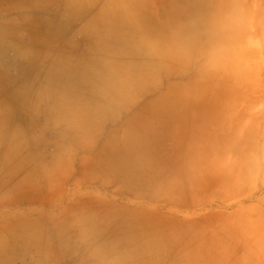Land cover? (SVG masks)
I'll use <instances>...</instances> for the list:
<instances>
[{
    "label": "crops",
    "instance_id": "obj_1",
    "mask_svg": "<svg viewBox=\"0 0 264 264\" xmlns=\"http://www.w3.org/2000/svg\"><path fill=\"white\" fill-rule=\"evenodd\" d=\"M148 2L69 5L66 19L36 38L43 60L37 119L52 171L69 174L75 190L120 194L74 198L94 211L60 213L67 223L59 229L115 254L94 264H218L185 259L217 252L216 214L167 206L197 204L204 165L218 172L219 102L201 99L197 79L189 89L167 10Z\"/></svg>",
    "mask_w": 264,
    "mask_h": 264
},
{
    "label": "rangeland",
    "instance_id": "obj_2",
    "mask_svg": "<svg viewBox=\"0 0 264 264\" xmlns=\"http://www.w3.org/2000/svg\"><path fill=\"white\" fill-rule=\"evenodd\" d=\"M93 1L0 0V264H94L115 259L114 253L101 252V248H104L102 244L87 242L73 232L59 229V225L67 223L61 220L63 217H59L60 213L69 218L76 212L94 211L93 206L89 204H72L74 198H82L94 193L104 197H116L120 194L116 193V190L112 191L113 194L109 193L110 190H102L103 193L97 190L93 194H90L92 191L89 189L75 190L69 186L67 180L69 174L52 171L51 158H46L45 153L50 148V143L42 137L45 136V131L41 122L39 126L36 108V87L38 83L41 84L43 76V60L41 55L40 57L38 55L42 52V46L41 42L37 43L36 38L42 36L43 27L51 21L66 19L65 10L69 5H83ZM148 1L165 6L167 10L166 15L171 21L173 38L181 42V57L187 65L189 89L195 88L197 79L201 99L217 101L220 107L219 135L222 141L219 140L218 172L214 171L211 174L207 172V164L204 165V187L193 193L198 201L197 204H183L178 206L179 209L167 206L172 211L190 212L198 216L216 214L214 218L218 221H214V224L218 229L215 230L214 236H218L217 252L200 255L188 253L185 259L218 261V264H252L251 262L258 258L253 264H264V256L261 254L264 251L261 252L260 246L254 240V237L259 236V232L258 235L252 233L251 237L249 233L251 231H247V227L242 228L245 226V217L242 218L241 213L238 214L245 209L253 210L255 205L258 207V203L262 202L264 150L261 148L258 154L261 158L260 165L258 164L260 168L257 167L258 171L252 172L251 175L247 174V162L242 158L244 154H240L234 147L236 140L239 141L238 143L242 138L246 140L247 125L251 123L249 117L252 112L254 115H260V117L256 116L259 120L262 119V122L260 120L258 123L260 126L256 125L257 121L255 126L258 129L262 126L263 130L259 129L258 141L261 145L264 144V91L260 88L258 90L263 92L257 96L255 94L259 92L258 90L253 94L254 97L251 96L252 98L242 96L237 98L239 90L234 84L243 78L244 73L242 74L241 71L246 70L240 62L244 55L243 51H247V46L251 49V53L254 50L249 68L255 67L260 60L262 63L264 61V0ZM234 2L237 4L233 5ZM222 3L227 6L226 9ZM244 14L250 15L251 25L254 24L251 28L254 35L250 40L242 38L241 32L247 25V15ZM72 15L75 16V13ZM239 24L243 29L238 27ZM237 31H241L239 32L241 37L238 36ZM235 58L238 59L239 64ZM255 58L258 62L254 60ZM239 65L242 70H237ZM229 95L232 96L231 100ZM41 117L40 109V119ZM224 128L228 129L229 132L226 131L228 134ZM246 142L247 140L244 142L245 145L242 144L243 142L240 143L245 152H247ZM241 160L245 163L242 164ZM233 168L235 171L238 169V174L241 175H236ZM226 171L228 173H225ZM229 172L233 173V176ZM228 174L232 178L231 183L233 182L232 184L229 182L228 189H231L229 194L226 189L224 190L229 181ZM160 175L163 179L170 177L171 174ZM180 176L183 177L184 174ZM172 177L173 180L180 179L177 174H173ZM222 186L225 187L220 188ZM184 191L182 190V194ZM182 194L179 196L183 197ZM219 214H222V218ZM238 218H240L239 222ZM234 220L238 224L233 222ZM223 230L224 232L226 230L225 234ZM228 236L230 238H226ZM256 246H259V249ZM252 251L261 255L256 253L258 256H255ZM261 257L262 262L259 261L262 260L259 259Z\"/></svg>",
    "mask_w": 264,
    "mask_h": 264
},
{
    "label": "bare ground",
    "instance_id": "obj_3",
    "mask_svg": "<svg viewBox=\"0 0 264 264\" xmlns=\"http://www.w3.org/2000/svg\"><path fill=\"white\" fill-rule=\"evenodd\" d=\"M219 1V0H218ZM233 1V0H232ZM236 1V0H235ZM225 3H226V1H224ZM248 2V1H247ZM236 2H234V3H232L233 5L235 4ZM222 4H224V3H222ZM237 4V3H236ZM227 5V4H226ZM239 5V4H238ZM225 6V4L223 5V7ZM222 7V6H221ZM226 7L227 6H225V8L224 9H226ZM235 8H237V5H236V7ZM223 9V10H224ZM248 9V8H247ZM246 9V10H247ZM251 9V8H250ZM234 10V9H233ZM240 10V9H239ZM217 12V11H216ZM248 12V11H247ZM222 13V12H221ZM249 13H250V11H249ZM248 13V14H249ZM218 14V16H219V13H217ZM248 14H244V15H247V25L245 24V22L246 21H244V24L246 25V26H244L245 28L243 29L241 26H240V24L238 25V27H241L242 29H243V31L241 32V31H237L238 32V36L239 37H241L240 35H239V32H241L242 33V38L243 39H245V38H247V40H250V38L254 35V32L252 31V29L251 28H253V25H251L252 23H251V20H250V15H248ZM208 15V14H207ZM238 15V14H237ZM223 16V15H222ZM231 16H232V14H231ZM234 16V15H233ZM219 18V17H218ZM246 18V17H245ZM229 19V18H228ZM234 21H235V19H234ZM243 24V25H244ZM235 26V25H234ZM236 28V27H235ZM207 29V28H206ZM238 29V28H237ZM264 29V28H263ZM236 30V29H235ZM240 30V29H239ZM208 31V30H207ZM204 33V32H203ZM263 33H264V30H263ZM209 34V33H208ZM224 34H225V32H224ZM236 34V33H235ZM228 35V34H227ZM237 35V34H236ZM214 36V35H213ZM226 36V35H225ZM231 36V35H230ZM209 37H210V35H209ZM215 38H216V36H214ZM238 37V38H239ZM207 38V37H206ZM205 38V39H206ZM231 38V37H230ZM243 39H241V41H243ZM240 40V39H239ZM228 41V40H227ZM208 43V42H207ZM210 43V42H209ZM217 43V42H216ZM215 43V44H216ZM228 43V42H227ZM241 44V43H240ZM205 45V44H204ZM218 45V44H217ZM247 45H248V43H247ZM209 47V46H208ZM208 47H206V48H208ZM215 47V46H214ZM242 47V46H241ZM240 47V48H241ZM252 47V46H251ZM205 48V49H206ZM221 49V48H220ZM230 51V50H229ZM228 51V52H229ZM232 51V50H231ZM235 51V50H234ZM251 51V49H249V47L247 46V51H243V53L242 54H244L243 55V58H242V60H241V62L240 63H242V65H244V67H246V70L244 71V70H242V68H241V66L237 69V70H242V71H244V72H242L241 71V73L243 74V78L242 79H239V80H237L236 81V83H234V84H236L237 85V89L239 90V94H237L236 95V97L237 98H239V97H244V98H250L251 96L252 97H254L255 95L257 96V95H259L260 93H262L263 91H264V61H263V63H262V61H261V63H259L258 62V60H256V58L254 59L256 62H258L257 64L255 63V61H254V64H256V66L255 67H252V68H249V67H251L250 66V63H251V61H250V58L252 59V53H254V50H252L253 52L251 53L250 52ZM206 52V51H205ZM212 52V51H211ZM222 52H224V51H222ZM227 52V53H228ZM237 52V51H236ZM239 52V51H238ZM230 53H232V52H230ZM249 53H251V56H250V54ZM211 54V53H210ZM223 54V53H222ZM239 54H240V52H239ZM238 54V55H239ZM214 56V55H213ZM218 56V55H217ZM216 56V57H217ZM225 56V55H224ZM253 57H255V55L253 56ZM218 58H219V56H218ZM236 59V61L238 60L237 58H235ZM230 60V59H229ZM253 60V59H252ZM225 61H227V60H225ZM220 63V62H219ZM224 63V62H223ZM232 63V62H231ZM236 63V62H235ZM237 64H239L238 63V61H237ZM253 64V62H252V66L254 65ZM260 64V65H259ZM223 68V67H222ZM225 68V67H224ZM227 68V67H226ZM228 69V68H227ZM224 71V70H223ZM226 71V70H225ZM240 72V71H239ZM222 73V72H221ZM220 73V74H221ZM206 76V75H205ZM210 76V75H209ZM225 76V75H224ZM223 76V77H224ZM240 76V75H239ZM242 77V76H241ZM218 78V77H217ZM239 78V77H238ZM215 80H216V78H215ZM217 83V82H216ZM218 84V83H217ZM236 85H234V86H236ZM231 88V87H230ZM262 89V90H258V89ZM259 92H258V91ZM244 91V92H243ZM246 91V92H245ZM258 92V93H257ZM246 93V94H245ZM254 93H257V94H255V95H253ZM251 94V95H250ZM239 95V96H238ZM230 96V95H229ZM231 97L232 96H230V100H231ZM236 97L234 98V100L233 101H235V99H236ZM251 97V98H252ZM227 98V97H226ZM233 99V98H232ZM248 100V99H247ZM250 100V99H249ZM226 102V101H225ZM227 102H229V101H227ZM231 103H233V102H230V104ZM233 105V104H232ZM230 106V105H229ZM248 111V110H247ZM256 113V112H255ZM257 114V113H256ZM220 117H221V114H218ZM248 115V114H247ZM259 114H257V115H254V113L252 112L251 113V115H250V117H249V121L251 122L249 125H247L248 126V130H247V135L245 136L246 137V140H247V144H246V148L245 149H247V152H245V151H243V146L240 144V143H242L243 145H245L244 144V142L246 141H244L243 140V138H242V140H240V143H238L239 141H237L236 139V142H235V148L237 149V151L240 153V154H244V156H242V158H244V160L247 162V174H253L252 172H254V171H258V168L257 167H259L258 166V164L260 163V160L259 159H261L259 156H258V154H260V149L261 150H264V148L262 147V146H264V144L263 145H261V142H259L258 141V136L260 135V128L262 127H260L259 129L255 126V121H257L256 122V125H259L260 126V124H258L259 123V121L261 120V122H262V119H260L259 120V117H260V115H259V117H256V116H258ZM219 116H218V120H219ZM255 117H256V119H255ZM216 118V117H215ZM257 118H258V120H257ZM216 120H217V118H216ZM260 122V123H261ZM249 123V122H248ZM262 124V123H261ZM258 126V127H259ZM225 127H227L226 125H225ZM229 127V126H228ZM227 127V128H228ZM262 129V128H261ZM219 130V129H218ZM224 130H225V132L227 131V132H229L228 131V129L226 130L225 128H224ZM224 130H222L223 132H224ZM245 130V131H246ZM263 130V129H262ZM219 132V131H218ZM226 132V133H227ZM244 132V131H243ZM220 134V133H219ZM228 134V133H227ZM243 134H246V133H243ZM226 135V134H225ZM225 135L223 136V138L225 137ZM262 135V134H261ZM218 136V135H217ZM242 136V135H241ZM263 136H264V134H263ZM244 137V138H245ZM220 138H222V137H220V135L218 136V140H221ZM239 139V138H238ZM260 139V138H259ZM217 140V142H219ZM233 140V139H232ZM222 141V140H221ZM234 142V141H233ZM232 142V143H233ZM221 143V142H220ZM228 143V142H227ZM215 144L216 145H218V143H216L215 142ZM225 144V143H224ZM233 147V148H234ZM223 149V148H222ZM224 149H225V147H224ZM246 153V154H245ZM264 152H262V154H263ZM264 155V154H263ZM257 156L259 157V158H257ZM243 160H241L240 162H242ZM245 161H244V163H245ZM243 162H242V164H244ZM217 165H220V164H217ZM225 165V164H224ZM260 165V164H259ZM226 166V165H225ZM236 166V165H235ZM234 167V166H233ZM246 168V167H245ZM260 168V167H259ZM228 169H229V167H228ZM232 170V168H230V171ZM246 170V169H245ZM233 171H235V168H233ZM232 171V172H233ZM262 171V170H261ZM236 175L239 173V170L238 169H236ZM225 173H228L227 171L225 172ZM230 174H231V172H229ZM234 173V172H233ZM232 173V174H233ZM223 174H224V172H223ZM222 174V175H223ZM231 174V176H233ZM262 174V173H261ZM224 175H226V174H224ZM235 175V174H234ZM239 176L241 175V173L240 174H238ZM242 177V176H241ZM226 178V177H225ZM229 178V179H228ZM227 179L229 180L228 181V184H226V183H224V185L226 184L227 186V188L225 187H220V188H224V190L226 189L228 192V194H229V190H231V189H228V187H230V186H228V185H230L229 184V182L231 183V177H230V175L228 174V177H227ZM263 180V182H264V178L262 179ZM224 181H226V180H224ZM233 183V182H232ZM231 183V184H232ZM221 185H223V183L221 184ZM233 186H235V185H233ZM234 188V187H233ZM220 190V189H219ZM222 190V189H221ZM220 190V191H221ZM223 190V191H224ZM225 190V191H226ZM225 191H224V193H225ZM262 203V204H261ZM261 203H258L259 204V206L258 207H256V205H255V207H253V210L252 209H248V210H246L245 209V211L244 212H238V214L239 213H241V215L240 216H242V218H244L245 217V220H244V227H242V228H246L247 229V231H251V232H249L250 233V236H251V234L252 233H254V234H257L258 232V234H259V236L258 237H254V240H255V242L260 246V248H261V252H263L264 251V197H263V199H262V202ZM257 204V205H258ZM237 213H236V215H235V217L238 215ZM220 215V214H219ZM239 216V217H240ZM224 217V216H223ZM227 217V216H226ZM238 217V216H237ZM237 217H236V219H237ZM218 218H219V216H218ZM220 218H222V214L220 215ZM228 218V217H227ZM235 219V218H234ZM243 220V219H242ZM236 220H234L233 222H235ZM240 221V218H238V222ZM236 224H238L237 222H235ZM242 223V222H241ZM247 223V224H246ZM247 225V226H246ZM233 226V225H232ZM223 228H224V226H222ZM235 227V226H234ZM233 228V227H232ZM231 228V229H232ZM220 230V229H219ZM237 230V229H236ZM236 230H235V232H236ZM241 230V229H240ZM232 231H234V230H232ZM231 231V232H232ZM245 232H246V230H244ZM215 232V231H214ZM225 232H226V230H225ZM225 232H224V230H223V234H225ZM238 232V231H237ZM244 232V233H245ZM239 234V233H238ZM247 234H248V232H247ZM257 234V235H258ZM233 235V234H232ZM245 235V234H244ZM236 237V236H235ZM240 237V236H239ZM248 237V236H247ZM252 237V236H251ZM226 238H230L229 236L228 237H226ZM241 240H242V238H241ZM245 241V240H244ZM254 242V243H255ZM225 243V242H224ZM224 243H222V244H224ZM233 243V242H232ZM236 243V242H235ZM237 244V243H236ZM225 246H226V243L224 244ZM223 245V246H224ZM235 245V244H234ZM253 245V244H252ZM259 246H256L258 249H259ZM236 247V246H235ZM234 247V248H235ZM254 248H255V246H254ZM257 248L256 249H254L255 251L257 250ZM251 250V249H250ZM252 250H253V248H252ZM255 251H252V252H254L253 254H255V256L258 254H260V253H257V252H255ZM249 252V251H248ZM251 252V253H252ZM259 252V251H258ZM257 253V254H256ZM253 254H250V255H253ZM261 254H263V256H264V253H261ZM260 254V255H261ZM223 255V254H222ZM257 255V256H258ZM225 256V255H224ZM245 257H246V255H245ZM252 257V256H251ZM250 257V258H251ZM254 257V256H253ZM222 258H223V256H222ZM247 258V257H246ZM256 258V257H255ZM257 260H258V258H256ZM259 259H262V260H259L260 262H262L263 261V258L261 257V258H259ZM250 260V259H249ZM251 260H252V258H251ZM250 260V261H251ZM255 260V259H254ZM252 261L251 263L253 264V262H256L257 260H255V261ZM248 261V260H247ZM264 262V261H263ZM258 264V263H257Z\"/></svg>",
    "mask_w": 264,
    "mask_h": 264
}]
</instances>
